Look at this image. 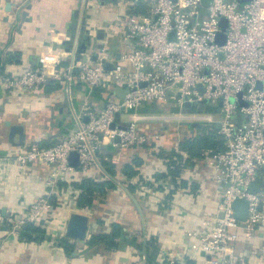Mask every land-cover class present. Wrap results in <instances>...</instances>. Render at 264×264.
<instances>
[{
    "label": "built area",
    "instance_id": "2783aa9c",
    "mask_svg": "<svg viewBox=\"0 0 264 264\" xmlns=\"http://www.w3.org/2000/svg\"><path fill=\"white\" fill-rule=\"evenodd\" d=\"M115 1L123 12L114 19L122 32L118 59L103 40L98 41L94 55L75 52L79 59L73 56L65 66L60 64L67 53L46 52L37 59L38 69L0 75V89L15 99L50 80L63 83L67 92L75 85L88 91V99L79 105L76 130L50 147H41L40 139L0 157L4 166L16 170L34 164L46 169L43 192L29 206L24 221L13 224V230H19L22 223L65 226L68 213L79 210L78 193L71 184L80 175L107 177L100 162L102 147L114 148L115 155L105 160L118 165L124 150L162 142L165 135L139 132L138 124L145 119L139 111L145 105L171 103L177 109L173 119L219 126L224 148L205 150L199 160L223 191L217 217L203 221L200 230L184 233L185 255L166 253L155 264H233L239 233L251 238L264 224V195L252 189L258 171L264 169V0ZM220 33L222 43L217 41ZM123 86L126 91L119 97L115 90ZM103 88L110 93L97 109L91 105L90 94ZM188 108L195 113L186 112ZM71 153L78 156L76 167L69 164ZM113 180L118 184L116 177ZM236 199L248 203L245 222L234 216Z\"/></svg>",
    "mask_w": 264,
    "mask_h": 264
},
{
    "label": "crops",
    "instance_id": "0c3cea01",
    "mask_svg": "<svg viewBox=\"0 0 264 264\" xmlns=\"http://www.w3.org/2000/svg\"><path fill=\"white\" fill-rule=\"evenodd\" d=\"M92 3L97 4L98 11L104 6L114 8L108 0H0V75L38 69L37 59L46 52L67 53L60 64L65 66L73 56L79 59L75 52L94 55L98 41L103 40L108 43L110 54L116 57L123 48L121 40L113 34L115 28L104 26L99 29L103 37L97 36L89 17ZM117 31L121 38V29ZM117 43L122 47L120 50ZM50 81L58 87L56 90L47 93L42 86L20 99L0 89L1 158L40 139L41 147H50L66 135L65 130L78 128L79 105L88 99V91L75 85L67 92L60 81ZM108 92L109 88L92 91L91 105L100 109ZM140 114L145 119L138 124L139 132L165 135V139L139 149L124 150L118 165L112 166L119 171L138 158L140 163L132 165L135 174L130 178L118 174L114 189L108 190L91 209L70 211L65 226L42 222L39 226L45 232L42 240H24L20 229L13 230L12 226L24 221L29 206L43 192L41 180L45 167L34 164L16 170L0 162V209L9 214L0 215V264H155L166 253L185 255L188 242L184 241V233L200 230L204 228L203 221L217 217L223 188L214 183L209 167L199 159L186 163L180 177L170 176L167 171L170 159L162 152L175 148L193 132L189 124L187 128L171 126L170 121L177 120L174 116ZM107 147L103 146L102 152ZM114 153L115 150L110 155ZM95 179L103 180V177ZM180 180L186 186L179 184ZM252 189L264 195V169L258 171ZM73 214L87 220L83 240L65 235ZM24 224L21 226L28 225ZM114 224L120 227V235L113 241L115 247L86 245L89 236L106 233ZM234 248L233 264H264V224L256 228L251 238L240 232Z\"/></svg>",
    "mask_w": 264,
    "mask_h": 264
},
{
    "label": "trees",
    "instance_id": "16d2710c",
    "mask_svg": "<svg viewBox=\"0 0 264 264\" xmlns=\"http://www.w3.org/2000/svg\"><path fill=\"white\" fill-rule=\"evenodd\" d=\"M138 12L140 11H131L130 13L135 14ZM57 88L58 87L55 85V83H52V81L47 82L43 86V89L47 93L52 90H56ZM175 110L176 108L173 107L171 103H166L163 106L157 104L145 105L140 109L139 112L145 114H163L165 112H172ZM189 128L193 132L191 137L186 136L175 148L166 152H162V155H165L166 158L170 159V162H167V171L168 174L173 178L180 177L185 164L190 160L199 159L203 151H217L224 148V142L214 125H200V127L198 128H193L191 125H189ZM65 132V134H67L69 131L65 130ZM46 146L48 145H45V147ZM140 147H137V149H139ZM112 152H114V148L108 146L100 154V162L107 176L105 179L97 180L92 177L80 175L71 184L73 190L78 193L76 201V207L78 209H91L96 204V202L107 193L108 190L114 189L116 183L113 178H118V174H121L122 176L127 178H130L135 174L132 165L135 166L140 163V160H138V158H134L130 164H125L121 169H119V171H116L112 164L108 160H105L106 158L108 159L111 156L110 154ZM182 157H185V159L182 160ZM179 184L186 186V182L182 180H180ZM65 186L66 185L62 184L60 187ZM110 228L111 231L109 233L92 235L87 241L86 245L88 247H92L94 245L101 244L105 249L115 247V243L113 241L118 239L120 235V227L114 224L111 225ZM20 237L27 241L42 240L45 238V232L39 226L28 224L26 227L21 226Z\"/></svg>",
    "mask_w": 264,
    "mask_h": 264
},
{
    "label": "water",
    "instance_id": "95a60500",
    "mask_svg": "<svg viewBox=\"0 0 264 264\" xmlns=\"http://www.w3.org/2000/svg\"><path fill=\"white\" fill-rule=\"evenodd\" d=\"M238 2H241L242 0H237ZM245 1V0H243ZM225 27V23L222 21L221 22V28L224 29ZM97 36H99V38L101 39L102 36V32L101 30H97ZM224 35L222 33L218 34L217 37V41L218 43H222ZM84 46H82L83 48ZM118 54L116 56V59H118ZM93 59H95V57H93ZM106 69L110 70L111 65L110 64H106L105 65ZM126 91V86H123L120 89L115 90V94H117L119 97H122L123 94ZM240 96V95H239ZM220 105V103H219ZM203 105H199L198 106V111L201 112L203 110ZM119 117V114H116V118ZM84 122H87V118L84 119ZM115 123H113L111 125V129L115 128ZM191 126L193 128H198L200 127V124L198 122H194L191 124ZM219 126L217 125L216 128H218ZM120 129H125L124 127H120ZM21 138H24V135L21 134ZM115 142H119V138L118 136L115 137ZM69 164L73 167H76L78 165V156L76 153H71L69 156ZM232 208L234 210V216L235 218L239 221V222H245L246 221V217H247V213H248V203L247 201H245L244 199H236L233 204H232ZM0 215L5 217V216H9V214L6 212L5 209H0ZM86 218L83 216H79L76 214H73L70 216L68 223H67V227H66V237L70 238V239H74V240H83L84 236H85V232L87 229L86 226ZM24 226H26V224H24Z\"/></svg>",
    "mask_w": 264,
    "mask_h": 264
},
{
    "label": "rangeland",
    "instance_id": "374dc122",
    "mask_svg": "<svg viewBox=\"0 0 264 264\" xmlns=\"http://www.w3.org/2000/svg\"><path fill=\"white\" fill-rule=\"evenodd\" d=\"M108 3H111V5L114 8H110L109 9L110 6H104L99 11H98V8L99 7H97V4L96 3H92L94 5H93V10H91L90 15H89V17H91L90 23H92V25L97 30L101 29L103 26L106 29L115 28L113 34L115 36H117L119 39H122V36L120 38L119 35L116 34V32H118L117 31V28L119 29V27H118L119 23H117L116 21L115 22L112 21L114 14L115 13H118L119 14V13L122 12V10L117 5V3H116L115 0H108ZM106 22H109V23H106ZM117 45L119 46L118 49L119 48H122L119 43H117ZM92 49H95V47H92ZM176 111H177V109L175 111H172V112H165V113H163L161 115L162 116L172 117L173 114L176 113ZM186 112H189V113H192L193 112V113H195V110H194V108H192V109L188 108V110ZM214 117L215 118H218L219 116L218 115H214ZM170 122H172L170 125L171 126H175V127H177V126H183L184 127L185 126V128H187L186 126L188 125L185 121L171 120Z\"/></svg>",
    "mask_w": 264,
    "mask_h": 264
}]
</instances>
